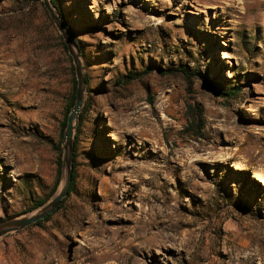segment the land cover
Here are the masks:
<instances>
[{"label":"rangeland","instance_id":"obj_1","mask_svg":"<svg viewBox=\"0 0 264 264\" xmlns=\"http://www.w3.org/2000/svg\"><path fill=\"white\" fill-rule=\"evenodd\" d=\"M56 1L87 77L73 191L0 264H264V0ZM61 42L42 0H0V219L53 193Z\"/></svg>","mask_w":264,"mask_h":264},{"label":"water","instance_id":"obj_2","mask_svg":"<svg viewBox=\"0 0 264 264\" xmlns=\"http://www.w3.org/2000/svg\"><path fill=\"white\" fill-rule=\"evenodd\" d=\"M52 22L60 33L67 52L72 58L75 72V90L74 103L67 115L66 125L61 138L62 153L60 156V169L58 183L52 195L42 204L30 211L15 216H8L0 219V238L9 233L25 229L39 221L44 220L48 215L58 209L61 201L67 196L72 182L73 174V155H74V137L79 121V112L85 101L87 90V81L83 73L80 61V51L78 45L73 40L70 31L64 25L59 11L53 5L51 0H42Z\"/></svg>","mask_w":264,"mask_h":264},{"label":"trees","instance_id":"obj_3","mask_svg":"<svg viewBox=\"0 0 264 264\" xmlns=\"http://www.w3.org/2000/svg\"><path fill=\"white\" fill-rule=\"evenodd\" d=\"M51 1H52L53 5L56 7V9L59 11V13H60V17H61V19H62L64 25L68 28V30L70 31V34H71L73 40H74L75 43L77 44V41L75 40V38H74V36H73V33H72V31L70 30V28H69V25H68L67 21L63 20V17H62V14H61L60 9H59V7H58L57 1H56V0H51ZM61 44H62V47L67 51L64 42H61ZM77 45H78V44H77ZM144 72H147V71L144 70ZM129 73H130V75H129L128 79H133L135 75H134L132 72H129ZM162 73L164 74V72H162ZM85 78H86V81H87V77H86V76H85ZM75 84H76V81H75V79H74V77H73V78H72V85H73V88H72V93H71V95H70V102H69L68 105H67V109H66V113H65V115H64V119H63L62 122H61V126H60V141H59L58 145L56 146V149H57V151H58L57 160H56V165H57V177H56V179H55V182H54V186H53V190H52V192H54V190H55V188H56V185H57V183H58L59 169H60V164H61V162H60V144H61V138H62V135H63V130H64L65 125H66V118H67V115H68V113H69V111H70V109H71V107H72V105H73V103H74V90H75ZM238 91H239V87H234V88L230 89L229 92H220V91H217V92L220 93L221 95H225V96L231 97V96L235 95L236 93H238ZM85 107H86V103L84 104L82 110H83ZM198 123H199V128H201V126L203 125V121H202L200 118H199V120H198ZM74 150H75V146H74ZM74 158H75V154L73 155V160H74ZM74 169H75V162L73 161L72 182H71V186H70V188H69V191H68L67 196H69V194L73 191V181H74V177H75V171H74ZM45 200H46V199H40V200H37L34 204L31 205L30 208H28L27 211H30V210L34 209L35 207L39 206V205L42 204ZM62 203H63V200L61 201V203H60L58 209L61 208ZM58 209H57V210H58ZM51 215H52V214L48 215V216L44 219V221H47V220L51 217ZM41 223H42V221H39V222L35 223L34 225H38V226H39Z\"/></svg>","mask_w":264,"mask_h":264},{"label":"bare ground","instance_id":"obj_4","mask_svg":"<svg viewBox=\"0 0 264 264\" xmlns=\"http://www.w3.org/2000/svg\"><path fill=\"white\" fill-rule=\"evenodd\" d=\"M1 66V65H0ZM9 68V67H7ZM7 68L5 67H0V87H2V85L4 84V82L6 81V77L9 74L7 71ZM23 71V70H22ZM21 71H19L18 73H20ZM14 73V72H13ZM22 74V73H21ZM18 75V74H17ZM23 75V74H22ZM11 76V75H10ZM6 88V87H5ZM13 91V90H12ZM8 90H5L4 93H7ZM14 92V91H13ZM29 99V98H28ZM115 135H112V137H114ZM115 138V137H114ZM257 179L260 180L263 184H264V175L262 173L258 174Z\"/></svg>","mask_w":264,"mask_h":264}]
</instances>
